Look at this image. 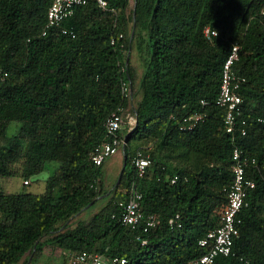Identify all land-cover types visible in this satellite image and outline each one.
I'll return each mask as SVG.
<instances>
[{"label": "trees", "instance_id": "trees-1", "mask_svg": "<svg viewBox=\"0 0 264 264\" xmlns=\"http://www.w3.org/2000/svg\"><path fill=\"white\" fill-rule=\"evenodd\" d=\"M135 1L130 8L132 0H107L103 9L88 0L44 34L53 0H0V180L29 179L59 163L42 193L0 189V264H41L44 246L117 255L123 264L203 255L199 240L218 225L215 210L233 182L235 145L255 158L246 174L256 187L240 212L231 254L216 264H264V0ZM206 26L218 34L207 38ZM235 43L241 48L234 68L246 77L239 90L246 134L227 133L216 104ZM118 108L122 126L108 134L106 120ZM197 112L207 117L181 128ZM13 121L21 125L10 135ZM115 138L124 140L126 165L111 189L108 159L96 165L91 152ZM140 149L151 158L143 176L133 162ZM133 185L144 214L160 220L148 231L121 219ZM93 200L94 213L68 223Z\"/></svg>", "mask_w": 264, "mask_h": 264}, {"label": "built area", "instance_id": "built-area-1", "mask_svg": "<svg viewBox=\"0 0 264 264\" xmlns=\"http://www.w3.org/2000/svg\"><path fill=\"white\" fill-rule=\"evenodd\" d=\"M88 0H53L47 14V23L43 33L46 34L51 28H56L61 25V22L68 16L72 15L76 8L86 4ZM100 7L108 8L107 0H97ZM264 14V8L262 9ZM204 34L207 38H212L218 34V31L211 26L204 28ZM120 37L124 36L120 33ZM116 38L112 39V43L116 42ZM240 45L235 43L232 45L228 54L222 73V82L219 94L216 98V104L224 108L222 122L227 133L235 134L239 130L242 134H246L245 127L246 119L243 118L242 96L240 88L246 77L237 73L234 68L235 62L239 59ZM123 93L129 96V82L123 81ZM203 104L207 102L202 100ZM122 110L118 108L113 110L106 120V129L108 134H115L122 124ZM207 117L205 112H197L195 114L183 118V129L191 130L200 121ZM261 121L263 118H259ZM124 140L115 138L112 141H103L97 144L92 152L91 158L96 165H102L107 159L116 155L123 148ZM152 148V146H150ZM124 150V148H123ZM232 171L234 174L233 182L226 192V199L221 201L220 205L215 210V215L219 219L218 225L211 229L203 238L199 240V244L207 247V251L196 258L190 259L184 263L172 264H216V259L219 255H229L232 252L234 240L239 236V226L242 222L240 217L241 210L248 205V193L256 187V181L249 178L246 174V167L250 162H255V158H250L244 150L235 145L232 152ZM138 176H143L147 168L151 164L149 154H145L143 150H138L133 158ZM178 174L172 178V182L178 180ZM29 179L24 182L29 183ZM143 194L137 189L136 185L130 190L128 201L123 204V212L121 215L122 222L133 227L143 225L144 231L155 227L159 223L157 214L145 215L142 211L141 201ZM179 214L171 217L169 223L172 225L179 219ZM180 225V224H179ZM146 242V240H143ZM61 264H123L126 258L117 255L108 256L100 252H92L88 250L76 251L68 253L62 250Z\"/></svg>", "mask_w": 264, "mask_h": 264}, {"label": "rangeland", "instance_id": "rangeland-1", "mask_svg": "<svg viewBox=\"0 0 264 264\" xmlns=\"http://www.w3.org/2000/svg\"><path fill=\"white\" fill-rule=\"evenodd\" d=\"M135 5L134 0H132L131 6L130 8H132ZM132 58H133V62L139 67V70L141 72L142 70V66L140 64L139 61V57L137 55V52L135 49H133L132 51ZM138 98H132L131 99V106H134L137 102ZM21 122L19 121H13L9 127V131L8 133L10 135L14 134L17 129L20 127ZM135 142H140V141H135ZM134 143V141H133ZM124 150L123 148L120 150L119 153H117L116 155L110 157V161H116L115 162V166L113 167L112 170L107 171L106 170V181L109 187H112L111 189H113L114 183H116L119 175H120V171L122 169V166L124 164ZM59 163L56 161H52L49 162L47 165V170L44 171V177L37 179V180H32L31 178H29L30 182L28 184H26L24 181L26 180L25 178H22L20 176H13V177H3L0 180V189L4 190V191H8V192H18V191H22L25 190L27 192H34V193H42L45 190V186H46V182L45 180L48 178V176L50 174H52L55 169L58 167ZM108 168V165L106 166L105 164V169ZM260 203L262 205V215L264 216V198L260 199ZM98 209V207H95L91 210H89V208L84 209L83 211H81L80 213L74 215L69 221L68 223L71 222V224L75 225L79 220L84 219L89 217L92 213H94L96 210ZM62 249L60 248H55L52 249L49 246H44L43 251L39 253V259H40V263L41 264H61L62 261V257H60V253H61ZM24 259H22L19 263L17 264H24ZM27 264H30V261H28Z\"/></svg>", "mask_w": 264, "mask_h": 264}, {"label": "water", "instance_id": "water-1", "mask_svg": "<svg viewBox=\"0 0 264 264\" xmlns=\"http://www.w3.org/2000/svg\"><path fill=\"white\" fill-rule=\"evenodd\" d=\"M135 5H136V1H135ZM124 159L126 160V156L124 157ZM125 165H126V161H124V164H123L122 169H121V171H120V175H119V177H118L116 183L114 184L113 188H114L116 185L119 184V182H120V180H121V177H122L123 170H124V168H125ZM42 177H44V171L41 172V173H39V174H37V175H35V176H32L31 179H32V180H37V179H40V178H42ZM102 196H103V195H102ZM102 196H99L98 198H101ZM94 201H95V200L91 201L87 206H85L83 209H81L78 213H80V212L83 211L84 209L89 208V207L94 203ZM78 213H77V214H78ZM75 215H76V214H75ZM71 218H72V217H71ZM71 218H70V219H71ZM29 261H30V259H29Z\"/></svg>", "mask_w": 264, "mask_h": 264}, {"label": "crops", "instance_id": "crops-1", "mask_svg": "<svg viewBox=\"0 0 264 264\" xmlns=\"http://www.w3.org/2000/svg\"><path fill=\"white\" fill-rule=\"evenodd\" d=\"M109 159H110V158H109ZM109 159L106 161V166L108 165V168L106 167V168H107V169H106L107 171L112 170L113 167L115 166V165H114L115 162L117 161V160H116V161H110Z\"/></svg>", "mask_w": 264, "mask_h": 264}]
</instances>
